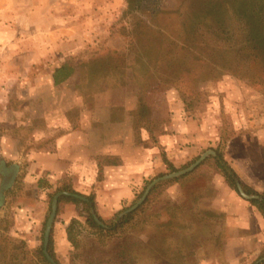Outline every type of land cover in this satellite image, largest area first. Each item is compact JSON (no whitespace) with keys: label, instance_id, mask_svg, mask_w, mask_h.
I'll return each mask as SVG.
<instances>
[{"label":"rangeland","instance_id":"obj_1","mask_svg":"<svg viewBox=\"0 0 264 264\" xmlns=\"http://www.w3.org/2000/svg\"><path fill=\"white\" fill-rule=\"evenodd\" d=\"M240 6L264 9V0H0V141L4 136L13 146L21 142L19 136L29 141L34 117L46 111L38 100L48 92L49 69L65 60L75 67L67 100L82 97L90 108L91 100L108 104L136 98L137 131L146 125L157 135L171 122L166 100L172 94L183 109L182 120L204 127L196 151L184 141L182 154L173 149L169 159L163 156L123 211L152 179L186 168L208 149L224 156L233 137L251 142L247 138L264 132V82L253 81L264 80V66L253 60L247 26L234 12ZM73 33L82 39L69 49L61 42ZM234 61L241 66L239 74L231 71ZM36 84L45 91L33 90ZM68 106L67 113H78V105ZM261 140L253 147L261 146L264 160ZM238 145L228 153L238 157ZM184 175L160 181L143 211L113 236L89 228L84 205L72 202L73 218L80 221L74 243L68 239L70 246H47V252L57 264H121V250L132 264H264V246L248 244L247 232L227 217L245 199L227 185L214 159L207 156ZM23 176L24 171L15 172L3 192L0 264H48L42 240L55 192L44 195L32 245L22 237L23 215L31 220L38 195L24 189Z\"/></svg>","mask_w":264,"mask_h":264},{"label":"crops","instance_id":"obj_2","mask_svg":"<svg viewBox=\"0 0 264 264\" xmlns=\"http://www.w3.org/2000/svg\"><path fill=\"white\" fill-rule=\"evenodd\" d=\"M77 38L81 37L73 33L61 43L70 49L80 43ZM52 43L57 45L58 41ZM69 53L67 58L72 55ZM63 61L49 69L48 92L38 100L40 107H45L46 111L34 117L33 124L37 125H33L29 141L20 136L18 140L21 142L18 141L15 146L9 143L7 136L0 141V205L3 192L11 186L17 171H24V189H32L38 195V199L33 201L36 211L29 214L31 220L20 214L24 217L22 237L32 245L42 219L46 192L51 189L56 192L58 185L69 184L79 194H92L97 214L103 219L110 218L132 198L134 188L155 166L161 164L163 156L169 159L173 149L175 155L182 154L184 141L192 143L190 152L194 153L204 131L202 125L198 127L191 120H182L183 109L172 94H168L166 100L172 111L169 114L171 122L164 123L157 135L152 134L151 128L146 125L139 126L137 131L135 97H124L119 102L110 101L108 104L91 100L90 108L83 106L85 101L82 97L67 100V86L72 87L67 81L75 74V67L71 63L73 71L70 77L58 84L52 77ZM36 87L40 92L45 91L43 84H36L33 90ZM67 102L78 105L77 114L67 113L72 107H67ZM261 137H264L262 131H257L253 138H247L251 140L249 143L241 140L243 137L239 136L240 140L233 137L224 153V159L239 180L258 193L264 191V160L261 146H253L256 141H262ZM236 142L239 143L238 157H235L237 152L228 153ZM235 206L233 210H228L229 220L247 232L248 244L252 241L263 247L264 217L261 212L248 200H241ZM74 208L72 202L58 199L49 246H70L67 225L76 216Z\"/></svg>","mask_w":264,"mask_h":264},{"label":"trees","instance_id":"obj_3","mask_svg":"<svg viewBox=\"0 0 264 264\" xmlns=\"http://www.w3.org/2000/svg\"><path fill=\"white\" fill-rule=\"evenodd\" d=\"M234 12L241 14V17L244 19L245 25L247 26L248 32H247L246 40L251 50L252 51L255 50V53H253L252 55L253 60L255 62H261L264 66V9L262 8V6L261 7L259 6L258 8H254V7L245 8L244 6L242 7L240 6L239 8H235ZM137 34H138V30H137ZM184 48L187 49L186 46ZM237 50H241V48H238ZM237 50L235 52H237ZM234 62H233V68L231 71L234 74L236 73L239 74L242 71V69L240 68L241 66L238 62L236 61ZM153 66L152 68H155ZM252 68L254 69V67ZM260 69L262 68L260 67ZM72 71H73V68L70 62L67 61V62L62 63L58 68L54 70L52 74L54 83L58 84L61 81L65 80L66 78L68 79ZM253 81L264 82V80H261V79H257ZM213 150L215 154L213 156H209V158L214 159L215 166L220 171L227 185L238 193L236 189V183L239 182L242 189L247 194L258 195L257 199H251L248 201L249 203L257 207V209L261 212V214L264 217V191L261 193H258L254 191L252 188L244 185L239 180L238 176L236 175L234 170L230 167L228 162L224 159V156L222 155L221 151H219L217 148ZM163 162L166 164V166L170 170H173V165L170 162H168L165 158H163ZM184 176L185 175H181L171 180L177 181L180 178H183ZM161 183L162 182L157 183L150 190L146 199L136 209H134L131 212H124L125 210L123 211V209H120L117 212H115L110 218H107V219H103L97 214L95 203H94V197L92 194L85 195V197L87 198L86 201H82L77 198L69 197V196H61L59 200L64 199L67 201H71L73 203H82L87 212L86 215L84 216V221L86 225L89 228H92L94 231H96L99 234L113 236L117 232H121L125 228L126 225H128L131 221H133L136 218V216L143 211L145 204L148 202L150 194L154 190H156V188L160 186ZM56 190L77 193L71 188L69 184H64V183L59 185L56 188ZM93 213H95L100 223H97L94 220ZM79 224H80V221L77 218H72L71 221L69 222V225L67 226V237L71 243H74L73 230ZM48 246H49V243H48ZM42 255L44 259L47 261L43 253ZM118 255L121 257V261L123 259L121 264H132V262L131 263L127 262L128 260L126 258H128V255L125 254L124 250H121ZM263 255H264V252H263ZM47 263L50 264L48 261Z\"/></svg>","mask_w":264,"mask_h":264},{"label":"water","instance_id":"obj_4","mask_svg":"<svg viewBox=\"0 0 264 264\" xmlns=\"http://www.w3.org/2000/svg\"><path fill=\"white\" fill-rule=\"evenodd\" d=\"M215 154L214 150L212 149H208L206 151H204L202 154H200L196 160H194L189 166H187L184 169H180L177 171H173L167 174H163L161 176H158L154 179H152L147 186L145 187V189L143 190L141 196L132 204L130 205L124 212H131L134 209H136L147 197V195L149 194L150 190L160 181L166 180V179H171V178H176L178 176L184 175L192 170H194L207 156H213ZM236 189L239 193V195L244 198L245 200H251V199H257L258 195L256 194H247L241 187L240 183L237 182L236 183ZM69 196V197H74L77 198L79 200L82 201H86L87 198L82 195V194H78V193H72V192H68V191H57L54 193V195L51 198L50 201V212L46 218L45 221V225H44V231H43V240H42V246H43V254L46 257V259L48 260V262H50V264H57L55 262V260L49 255V253L47 252V246L49 243V236H50V232H51V228L56 216V212H57V208H58V199L61 196ZM93 218L97 223H100L99 219L97 218V216L95 215V213H93Z\"/></svg>","mask_w":264,"mask_h":264}]
</instances>
